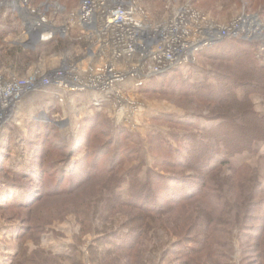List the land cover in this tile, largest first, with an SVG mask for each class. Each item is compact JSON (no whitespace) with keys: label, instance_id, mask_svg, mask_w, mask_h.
Masks as SVG:
<instances>
[{"label":"rangeland","instance_id":"374dc122","mask_svg":"<svg viewBox=\"0 0 264 264\" xmlns=\"http://www.w3.org/2000/svg\"><path fill=\"white\" fill-rule=\"evenodd\" d=\"M80 1L31 0L58 30L52 39L41 40L44 45L40 41L37 44L33 41L34 46L28 44L24 47L21 45L22 25L19 15L7 11L11 0H0V69L7 75L12 73L22 77L31 71L43 74L67 63L79 64L83 70H89L88 66L94 62L102 67L104 62L101 60H82L86 57L87 42L71 19ZM135 1L154 21L162 20L178 7L186 5L220 26L236 23L246 14H257L264 23V16L256 7H250L249 0ZM260 2L264 4V0ZM38 15L42 17L39 12ZM62 28L65 29L63 33ZM51 41V44H46ZM219 42L224 44L219 46ZM228 42L229 45H225ZM216 43L201 49L194 63L179 69L178 74L183 79L194 83L192 86L196 93L191 88L185 90L173 87L174 84L166 82V77L161 74L141 87L131 86L132 80L127 78L123 84L111 89L118 93L110 90L104 93L89 91L68 96L52 94L49 89L27 93L19 101L11 121L15 129L11 135L13 141L8 144L6 167L1 170L0 166L1 187L12 186L7 197L0 190V264H181L182 259H179L177 251H172L174 245L169 243V235H165L156 247L152 248L155 245L152 242L149 250L137 257L117 249L110 252L121 239L114 238V244L104 240L106 229L109 228L94 211L99 197L104 194L102 181L111 175L119 174L125 180L118 186V192L126 199L129 198V177L133 173H139L138 177L143 181L151 172L166 176L161 180V191H156L158 195L162 193L164 184L180 192V174L190 175L194 172L186 168L185 161H182L184 158H180V155H190L192 146L198 144L208 129L218 123L216 119L221 115L213 108L222 93L218 89L225 88L223 85L228 80L225 75L231 70L244 72L248 62L252 63L253 60L264 66V47L259 39L229 36ZM18 46L30 51L19 49ZM246 51L250 53L246 54ZM245 91L243 86L236 87V93L241 99L245 97ZM251 98L256 110L264 113V97L254 93ZM34 119L38 125L40 121L53 123L58 130L45 147L49 151L41 166L38 158L42 153L36 155L39 170L34 169L32 178L26 169L32 163L30 152L34 155L37 149L35 141L32 142L37 129L32 124ZM90 122L94 127L88 136L87 126ZM73 135H81L80 141L86 137L89 141L86 147L79 149V154H74L69 160L63 157L68 151L60 150L54 144L69 140ZM30 141L33 147L26 150ZM90 144L100 151L90 148ZM8 145L5 143L4 146ZM151 145L163 150L154 152ZM4 146L1 149L3 152ZM89 153L90 157L82 164L84 169L78 168L81 172L72 169L78 156ZM124 154L129 155L126 162L121 161ZM4 160L1 156L0 163L3 164ZM121 162L123 165L119 166ZM207 162L210 163L207 169L218 168L217 171L225 176L256 173L264 187V142L257 144L254 153L230 155L226 150L215 151ZM244 164L250 167L245 169L246 172L234 170ZM88 174L94 176L90 178ZM85 176L87 178L83 184L75 187ZM35 178L40 189L36 190L32 199L24 202L30 192L14 190H18L16 187H24L22 185L25 183L30 186ZM70 187L75 188L70 190ZM46 189L50 195L42 199V202L40 200L41 203L35 202L36 196H40ZM141 200L149 201L150 198L142 197ZM109 219L118 223L125 218L119 210ZM223 230L227 231L225 237L228 245L229 237L232 240L233 250L229 252V247H221V264H241V239L246 240L234 230L229 235V227L223 226ZM102 240L103 243L99 244ZM196 257L200 264H205L206 255L203 251L198 252Z\"/></svg>","mask_w":264,"mask_h":264},{"label":"trees","instance_id":"16d2710c","mask_svg":"<svg viewBox=\"0 0 264 264\" xmlns=\"http://www.w3.org/2000/svg\"><path fill=\"white\" fill-rule=\"evenodd\" d=\"M249 1L250 7H256L264 16V4L260 0ZM243 41L251 43L249 40ZM51 43L52 41L46 44ZM40 44L44 45L42 42ZM223 44L224 42H219L217 45L221 46ZM225 45H229V42L225 43ZM18 48L30 51L19 46ZM249 53V51H246V54ZM19 56L21 57V55ZM246 66L248 67H246L244 72L231 70L225 75L228 80L223 85L225 88L218 89L222 93L213 108L215 112H218L217 114L221 115L216 119L218 123L208 129L202 140L197 142L198 144L192 146V152L190 155L188 154L189 156L180 155V158H184V160H181L185 161L186 168L191 169L189 171H194L190 175L180 174L178 177L180 178L178 187L180 192H175L172 187L164 184L162 193L160 195L156 194V191H161L160 183L162 178H166V176L163 177L158 172L149 173L148 178L144 181L139 179V173H133L129 177L130 190L128 199L118 192V186L124 180L121 175H111L102 181L104 194L99 197V202L96 203L94 212L101 217L103 224L109 228L106 229L105 235L107 236L104 240L113 243L114 238L121 239L120 243H113V249L110 252L117 249L127 251L129 255L137 257L142 252L148 251L152 242H155L152 248L156 247L165 235H169L171 240L169 243L174 245L172 251H177L176 254L179 259H182L181 264H200V260L196 257L200 251H203L206 255L205 264H221V247H229V252L233 250L232 240L229 237L228 245V239L225 237L227 233L226 230H223V226H225L229 227V235L234 230L239 233L241 238L246 240L241 239L243 246L241 264H264V187L257 177L258 174L253 173L238 177L233 174L225 176L221 171H217L218 168L214 170L207 169L210 164L207 161H209L210 156L215 151L226 150L230 155L246 152L254 153L257 144L264 142V113L256 110L255 103L251 98L254 93L261 94L264 97V66L259 65L256 60H253L252 63L248 62ZM179 71V68H173L163 74V77H166V82L174 84L173 87L185 88V90H190L191 88L193 89L192 92L196 93L195 87L192 86L194 83H188L187 79H183L178 74ZM238 86H243L246 89V95L242 99L236 93V87ZM37 122L35 119L32 120V124L37 127L33 134L35 138L32 141H35L34 145L37 149L34 155L30 152L32 163L26 169V172L30 171L28 175L32 178H34V169L39 170L36 166V155L39 152L42 153L41 157L38 158V164L40 163L41 166L44 157L49 151V149L46 151L45 147L49 139L53 138L55 131L58 130L53 123L40 121L38 125ZM12 127L10 125V128ZM87 127L88 136H90V129L94 125L90 122ZM9 129L2 139L4 145L5 143L8 145L9 142L13 141L11 140V135L15 127L11 131ZM80 136L73 135L69 140L58 141L54 146L60 150L68 151V154H64L63 157L70 160L74 154H79L81 147L84 148L88 145L89 140L87 137L83 140L81 137L82 141H80ZM78 139L79 141H77ZM32 142H29L26 150L29 147H33ZM3 146H1V149ZM90 148L96 151L99 150L93 144H90ZM151 149L154 152L163 150L162 148H153L152 145ZM2 152L1 156L5 160L3 164L0 163V166H2L1 170L6 167L9 145L4 146V152ZM138 153L137 157L140 158ZM90 155L89 153L84 156H78L72 169L76 168V172L81 169L84 160ZM128 157V154H124L121 157V161L126 162ZM122 162L119 166L123 165ZM236 168L238 169L234 170L246 172L245 169L250 167L244 164ZM79 172L81 171L79 170ZM86 176L75 187L83 184L87 178ZM88 176L91 178L94 175L88 174ZM7 183L9 184L10 181H7ZM18 186L21 185L19 184ZM22 186L24 187H16L18 190L15 189L14 191L22 192L23 190L28 191L27 193L30 192L24 202L32 199L36 190L40 189L36 178L30 186L26 183ZM7 187L0 188L2 193H4L3 196L6 197L9 194L8 190L12 186L10 188ZM75 187H70L69 189L73 190ZM156 187H159L158 190ZM49 193L46 189L40 196H36L35 202L41 203L42 199L50 195ZM142 197H145V199L149 197L150 200H141ZM100 208L104 210L102 211ZM255 209H258V212H255ZM119 210H121L125 219L119 221L120 223L110 220L109 218L114 217ZM247 223L250 224L247 225ZM104 240L99 241V244L103 243ZM76 247H78V243Z\"/></svg>","mask_w":264,"mask_h":264},{"label":"built area","instance_id":"2783aa9c","mask_svg":"<svg viewBox=\"0 0 264 264\" xmlns=\"http://www.w3.org/2000/svg\"><path fill=\"white\" fill-rule=\"evenodd\" d=\"M8 4L7 11L19 15L24 47L56 35L58 28L31 0H11ZM71 19L87 42L82 60H101L104 65L94 62L89 70H83L79 64L67 63L43 74L31 71L22 77L8 76L0 69V157L3 136L17 104L27 93L49 89L52 94L104 93L127 78L132 80L131 86L141 87L153 77L194 63L201 49L229 36L256 38L264 47V23L257 14H246L236 23L220 26L184 5L154 21L135 0H81Z\"/></svg>","mask_w":264,"mask_h":264},{"label":"crops","instance_id":"0c3cea01","mask_svg":"<svg viewBox=\"0 0 264 264\" xmlns=\"http://www.w3.org/2000/svg\"><path fill=\"white\" fill-rule=\"evenodd\" d=\"M2 71H3V70H2ZM3 73L5 74L4 71H3ZM11 74H12V73H11ZM11 74H10V75H11ZM6 75H7V74H6ZM10 75H8V76H10ZM12 75H13V74H12ZM43 92H44V91H43ZM83 93H84V92H83ZM97 93H99V92H97ZM77 94L80 95V94H82V93H71V94H67V95H68V96H69V95H71V96H75V95H77ZM65 95H66V94H65Z\"/></svg>","mask_w":264,"mask_h":264},{"label":"bare ground","instance_id":"6f19581e","mask_svg":"<svg viewBox=\"0 0 264 264\" xmlns=\"http://www.w3.org/2000/svg\"><path fill=\"white\" fill-rule=\"evenodd\" d=\"M46 35V34H45ZM32 36H35L33 33H32ZM34 38V37H33Z\"/></svg>","mask_w":264,"mask_h":264},{"label":"water","instance_id":"95a60500","mask_svg":"<svg viewBox=\"0 0 264 264\" xmlns=\"http://www.w3.org/2000/svg\"><path fill=\"white\" fill-rule=\"evenodd\" d=\"M34 46V45H33Z\"/></svg>","mask_w":264,"mask_h":264}]
</instances>
